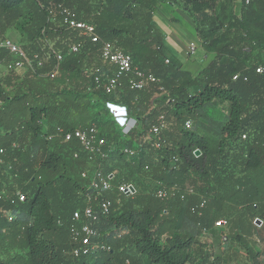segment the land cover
Masks as SVG:
<instances>
[{"label":"trees","instance_id":"obj_1","mask_svg":"<svg viewBox=\"0 0 264 264\" xmlns=\"http://www.w3.org/2000/svg\"><path fill=\"white\" fill-rule=\"evenodd\" d=\"M236 1L0 0V39L17 31L27 55L44 62L22 78L11 72L0 77V192H6L0 201V264H229V255L200 243L221 219L228 220L227 238L258 258L249 240L259 231L255 220L264 222V73L256 71L264 63V0H241L239 13ZM165 2L189 12L203 50L215 55L197 76L175 59L166 63V34L155 22ZM61 3L158 82L134 89L123 80L113 94L96 88L94 67L110 73L115 68L81 31L60 26L59 18L58 24L50 21V10ZM75 43L82 48L71 53ZM52 50L65 55L55 78ZM10 60L0 48V61ZM109 104L139 121L129 140L122 139ZM225 104V122L211 117L210 109ZM162 114L168 128L156 149L143 137ZM188 120L206 132L186 129ZM91 125L106 140V157L94 162L77 139L65 141L58 133ZM126 147L136 155L124 153ZM85 169L115 173L116 183H131L136 193L105 194L113 213L96 225L98 247L73 257L67 253L70 221L83 206ZM158 187L163 199L155 194ZM16 191L27 195L26 202L16 199Z\"/></svg>","mask_w":264,"mask_h":264},{"label":"built area","instance_id":"obj_2","mask_svg":"<svg viewBox=\"0 0 264 264\" xmlns=\"http://www.w3.org/2000/svg\"><path fill=\"white\" fill-rule=\"evenodd\" d=\"M65 26L70 29L79 30L82 34L89 38L93 43L99 45L100 56L104 63L114 66V70L110 73L106 69H102L101 66L94 67V81L96 88H102L106 94L115 93L122 85L123 80H128L129 85L134 89H144L149 83H156L158 80L155 76L147 74L146 72L135 67L132 57L123 52L116 44L110 41H104L101 39L97 32L95 25L86 22L79 18L76 9L66 6L63 3L54 6L50 10V21L52 23ZM0 48L5 49L12 60L6 65V70L10 72L23 69L25 67L32 68L37 64L38 67L43 65V60L36 54L33 58L29 57L18 42H14L9 37H3L0 39ZM82 48V44H72L70 46L71 53H78ZM52 53L56 56L57 67L51 73V78H55L59 75V67L65 59V55L60 51L52 50ZM170 59H166V63H169ZM257 73H264V63H260L256 69ZM240 77V74L234 76L233 80L236 81ZM112 104H109L110 106ZM123 113L122 122L118 123L122 126L124 134L128 135L140 129L139 121L128 115L124 107L120 108ZM112 111H115L114 109ZM193 127L192 121L185 122V128L190 130ZM168 128L167 118L165 114L158 117L157 122L145 132L143 141L151 143V146L156 149H160L165 143L164 132ZM58 133L63 134L65 141L77 139L82 146V149L88 154L90 162H94L97 157H106L105 145L106 140L103 137H99L98 130L95 125H91L87 129L76 128L73 130H65L64 128H58ZM246 136H244L245 138ZM123 152L133 157L136 155L137 150L132 147H126ZM78 157V153H75V158ZM149 170V167H146ZM81 177L86 181V190L82 192V204L81 208L76 209L73 212L70 221V250L67 252L73 257H80L83 254H87L95 250L98 245L94 242V239L98 235L96 225L103 219L110 217L113 213V203L110 199L105 198V194L115 189L120 195L130 196L136 193V188L131 183H116L117 176L115 173L108 175L93 174L90 169H85L81 172ZM132 188L134 191H132ZM188 193H194L193 188L188 189ZM155 194L158 198L163 199L166 195L164 189L157 188ZM6 192H0V201L4 199ZM14 196L17 200L24 203L27 200V195L22 191H16ZM120 201V199H119ZM0 213L1 212L0 209ZM7 213L4 212V215ZM9 220H13V216H9ZM257 218L255 221H258ZM228 225V220L221 219L216 222L215 227L221 228Z\"/></svg>","mask_w":264,"mask_h":264},{"label":"rangeland","instance_id":"obj_3","mask_svg":"<svg viewBox=\"0 0 264 264\" xmlns=\"http://www.w3.org/2000/svg\"><path fill=\"white\" fill-rule=\"evenodd\" d=\"M237 5V13L240 12L241 9V0L236 1ZM162 8V6H161ZM159 7V14L164 16L166 18V22H161L159 21V18L157 19L156 22H158L159 26L162 27L164 32L166 33L168 39L167 42L170 45L171 48H176L177 51V56L180 59H186L191 60L192 58H196L195 53L198 51V45L200 43V39L197 36V32L195 29V21L192 18V16L189 14V12L185 11L181 6L180 9L182 8L184 15L182 17H176V16H166L164 11ZM185 17V20H184ZM184 27L185 35L184 36V48H181V41L178 39H175L174 36L172 35V29L175 31L176 28L178 27ZM177 33V32H176ZM14 42H19L18 36L17 35H12L10 37ZM199 41V42H198ZM22 43V42H20ZM199 52H201L199 50ZM198 52V53H199ZM184 56V57H182ZM170 60H174L172 57H168ZM198 60V58H196ZM178 61V59H175ZM178 63V62H177ZM102 65L104 64L103 62L101 63ZM180 64V63H178ZM22 69H19L21 71ZM18 71V70H17ZM17 71L11 72L13 75H17ZM10 74L7 70L5 71V76ZM108 107V105H107ZM121 106L114 105L113 109L115 111L110 110V115L114 118L115 116L123 119V116L125 115L123 111L120 109ZM209 114L211 117L214 119L218 120H223L226 116V108L223 106L215 107L209 110ZM115 120V118H114ZM117 123V127L119 129V132L121 133L122 139L123 140H129L130 137L132 136L131 134H124L122 131V126L118 123L117 120H115ZM202 131H205V127L202 126V124L195 125L193 129L195 128ZM140 141H137L136 139L134 140V146H140ZM117 171L122 174L121 170ZM256 226L259 228V231L254 235V237L249 240V245L253 247V250L255 253H259L258 258L253 259L251 256L247 254L246 249L240 244V242L234 240V239H229L227 238V235L229 233V228L226 227H221V228H215V231L212 232L211 234H206L200 238V243L203 247H205L206 251H211L216 255L220 254H227L230 257V263L229 264H264V222L261 221H255ZM200 246H196L195 249H198ZM228 249L226 252L224 250Z\"/></svg>","mask_w":264,"mask_h":264},{"label":"crops","instance_id":"obj_4","mask_svg":"<svg viewBox=\"0 0 264 264\" xmlns=\"http://www.w3.org/2000/svg\"><path fill=\"white\" fill-rule=\"evenodd\" d=\"M161 6H162V8H161ZM159 7L164 11L166 16L172 15V16H176V17H182L184 15V12H183L182 8L180 9V6L174 5V4L170 3V2L162 3V4H160ZM156 18L157 19L159 18V21H161V22H166V18H164V16L159 14V8H158V10H157V12L155 14V22L157 21ZM184 20H185V17H184ZM156 23L158 24V22H156ZM160 28L162 30H164L162 27H160ZM184 29L185 28L183 26L176 28L177 31L172 29V33H173L172 35L174 36V38L181 41V48L182 47L184 48V46H182V45H184V42H185L184 36H186ZM195 29H196V26H195ZM12 35H17L19 42H21L22 35L20 33H18L17 31H15V30H9L6 33L5 37H9L10 38ZM197 36H198V34H197ZM167 39H168V37L166 35L165 44H166L168 56H170V57H172L174 59H178V62L180 63L182 69L191 72L193 76H197L205 67H207L209 65V63L215 57L214 54L207 53V52H205L203 50L202 43L200 41V43L198 45V51L194 55V56L197 55L196 58H198V60L196 58L195 59L192 58V61L188 60V59H186L184 61V59L182 60L176 55L177 54L176 48H171L170 45L167 42ZM199 50L201 52H199ZM182 57H184V56H182ZM5 71H6V65L3 62L0 61V77H4L5 76ZM27 72H28V68L25 67L21 71L18 70L16 76H18L19 78H22V77H24L26 75ZM113 106L114 105L112 104V105H110L108 107L110 108V110H113ZM222 106L224 108H226V116H225V118L223 120H218V119H215V120L220 121V122H225L226 119H227V116H228L227 104L222 105ZM217 107H219V106H217ZM114 118H115V120H117L119 122H122V120H123V119H121V118H119L117 116H115Z\"/></svg>","mask_w":264,"mask_h":264},{"label":"water","instance_id":"obj_5","mask_svg":"<svg viewBox=\"0 0 264 264\" xmlns=\"http://www.w3.org/2000/svg\"><path fill=\"white\" fill-rule=\"evenodd\" d=\"M201 155V151L197 150L196 151V156H200ZM132 191H134V189L132 188ZM259 222H261L260 220H258Z\"/></svg>","mask_w":264,"mask_h":264}]
</instances>
